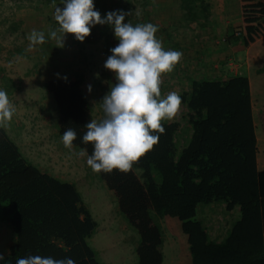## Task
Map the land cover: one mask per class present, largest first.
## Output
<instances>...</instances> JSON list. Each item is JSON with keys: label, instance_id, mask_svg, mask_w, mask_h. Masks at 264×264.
I'll return each instance as SVG.
<instances>
[{"label": "trees", "instance_id": "16d2710c", "mask_svg": "<svg viewBox=\"0 0 264 264\" xmlns=\"http://www.w3.org/2000/svg\"><path fill=\"white\" fill-rule=\"evenodd\" d=\"M181 7L187 21L201 20L213 36L240 45L241 51L264 38V0H181ZM156 8L161 12L160 4L151 6ZM227 18L236 21V28L223 26ZM220 69L212 77L188 79V91L179 94L185 127L163 121L165 134L132 171L94 173L112 193L118 215L137 235V264H163V219L179 222L185 238L181 261L188 257L189 264H264V172L256 166L249 81L244 71L224 74ZM254 71L264 73V59ZM83 82L81 75L50 80L44 90L54 103L58 135L74 128V149L87 148L91 154L92 146L82 143L85 126L93 119ZM257 116L264 136V107ZM220 205L226 213L236 210L237 219L219 242L210 238L200 215L205 207ZM0 222L14 235L6 254L12 264L29 254L101 264L87 242L97 224L75 184L26 160L4 128Z\"/></svg>", "mask_w": 264, "mask_h": 264}, {"label": "rangeland", "instance_id": "374dc122", "mask_svg": "<svg viewBox=\"0 0 264 264\" xmlns=\"http://www.w3.org/2000/svg\"><path fill=\"white\" fill-rule=\"evenodd\" d=\"M219 3L220 0H215ZM162 6L161 12L151 9L153 4ZM220 5V4H219ZM222 5V1H221ZM63 7L61 0H0V89L5 90L16 107L13 120L4 128L11 140L25 154L31 147L36 150L30 160L37 161L41 169H46L60 180L75 184L81 194L83 205L97 224L93 236L87 241L97 254L101 264H137L134 254L136 234L129 230L118 215L114 197L95 177L87 166L86 158H78L64 147L56 129L54 103L45 93L44 85L50 80L74 79L81 75L84 79L81 87L92 110L93 119L103 116L99 103L114 83V74L104 68V62L118 41L114 38L110 26L97 25L83 43L71 34L66 35L64 46L58 47L55 41L34 48L29 47L27 39L32 30L45 33L57 29L54 20L55 8ZM95 8L102 14L110 11L130 13L126 17L135 24L153 23L159 26L156 34L167 50L183 53L182 60L171 73L162 77L163 92L188 91V79L212 77L217 75L219 67L223 73L244 71V52L234 55V46L223 37L213 36L202 21H187L181 7V0H95ZM157 14H155V12ZM223 26L236 28V21L227 18ZM248 68L253 80L256 65ZM243 69V70H242ZM92 86L91 93L87 86ZM181 106L176 116L168 121L177 122L185 127ZM256 133L260 135L261 126L255 113ZM264 146V145H263ZM261 153V144L257 148ZM222 206V205H220ZM220 206L205 207L198 210L206 222L222 218ZM200 207V206H199ZM209 210V211H208ZM206 215V216H205ZM237 218V213L231 214ZM206 217L210 219H206ZM163 264H186L181 261V252L185 238L175 219H163ZM215 225H219L215 223ZM210 232V231H209ZM212 232V231H211ZM14 235L5 222H0V253L8 252Z\"/></svg>", "mask_w": 264, "mask_h": 264}, {"label": "clouds", "instance_id": "9594fccd", "mask_svg": "<svg viewBox=\"0 0 264 264\" xmlns=\"http://www.w3.org/2000/svg\"><path fill=\"white\" fill-rule=\"evenodd\" d=\"M61 5L63 7L57 6L54 11V20L59 27L47 33L32 30L27 36L29 47L51 40L62 48L68 34L83 43L97 25L112 28L118 43L110 49L104 68L114 74L115 83L109 84V91L99 103L102 118L91 119L85 126L82 143L92 146L91 154L87 148H80L73 154L86 158L87 166L94 173H128L165 134L163 121L173 119L182 106V97L177 92L162 96L161 84L163 75L174 70L183 53L164 49L162 40L156 35L158 25L125 22L130 13L110 11L102 15L95 8V0H61ZM64 79L66 81L67 77ZM87 90L91 93L92 86L88 85ZM15 113L16 107L8 93L0 89V128L7 126ZM77 138L76 130L67 128L61 140L65 148L72 150ZM0 264H12L10 255L6 259V253H0ZM15 264L77 262L67 256L54 258L29 254L17 257Z\"/></svg>", "mask_w": 264, "mask_h": 264}, {"label": "crops", "instance_id": "0c3cea01", "mask_svg": "<svg viewBox=\"0 0 264 264\" xmlns=\"http://www.w3.org/2000/svg\"><path fill=\"white\" fill-rule=\"evenodd\" d=\"M234 48H238V49H234L232 56H234L236 54L240 55V52L241 53L244 52L243 57L245 59V66H246V68H244V70H245L247 79L249 81L252 118H253V124L255 127L256 123H255V116L254 115H255V113L258 115L259 111L264 107V73L257 75L254 71L255 77H253V80H252L250 78L251 75H249L250 71L248 68L250 67L249 65L259 66L260 63L263 61V59H264V38L259 40L258 42H256V44H254L248 50L241 51L242 49H241L240 45H235ZM239 73L240 72L235 73V74H239ZM224 76L225 75H223L222 77L225 78ZM257 118H258V116H257ZM257 135L258 134L256 133V128H255L256 146L258 148V145L261 144V153H262L264 151V146H263L264 145V136H263L262 132L260 133V135H258L260 138H258ZM258 140H259V142H258ZM35 152H38V151L32 150L31 147H29L28 149H26L25 154H23V153L22 154L26 160H28L30 163L34 164L36 167L41 169V166H39L37 164V161L30 160V158L33 156V154ZM256 166H257L258 172H264V157H263V155L260 156L258 154V152L256 154ZM41 170L47 171L45 168L41 169ZM219 212H221L223 215L222 218H219V222L217 221L218 217H216L214 222L208 221V222L204 223V225H205V228H206L208 234L210 235V238L215 239V240L220 242V241L224 240V238L226 237L227 231L229 230L232 223L237 218L231 216V214H234V212H236V210L232 211L231 213H226V212H224V206L223 205L220 206ZM206 219L208 220L210 218L206 217ZM215 223H218L219 225L216 226ZM184 248H185V245L182 249L181 256L184 255V252H183ZM184 259L186 261V264H189L188 263L189 262L188 257H186V258L184 257Z\"/></svg>", "mask_w": 264, "mask_h": 264}]
</instances>
